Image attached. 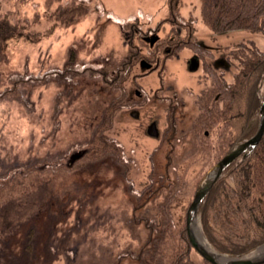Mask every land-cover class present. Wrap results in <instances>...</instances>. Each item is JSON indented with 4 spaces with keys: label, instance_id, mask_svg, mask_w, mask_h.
Here are the masks:
<instances>
[{
    "label": "rangeland",
    "instance_id": "374dc122",
    "mask_svg": "<svg viewBox=\"0 0 264 264\" xmlns=\"http://www.w3.org/2000/svg\"><path fill=\"white\" fill-rule=\"evenodd\" d=\"M62 1L0 0V12L22 32L0 45V177L83 154L118 97L107 134L122 160L111 153L86 156L70 169L32 172L23 183L21 194H31L34 201L39 192L57 193L46 194L52 205L40 204L36 212L38 248L45 253L52 231L56 253L43 264H209L190 239L187 212L205 175L228 151L233 132L229 124L224 133L212 121L198 120L207 108L217 113L228 105L216 87L235 82L239 54L264 49V33L213 31L205 18L213 0H90V12L69 24L54 16ZM112 15L128 20L126 27ZM170 41L179 46L167 56ZM200 41L209 48L201 64L191 67L196 52L190 45ZM72 46L81 61L129 63L119 84L108 85L97 74L80 76L72 99L61 100L55 122V97L62 88L55 78L7 87L8 78L62 67ZM219 58L226 63L216 66ZM259 84L264 90L263 78ZM236 100L235 108L243 107V98ZM257 114L259 123L260 108ZM153 123L156 135L148 131ZM204 205L205 200L197 221L209 241Z\"/></svg>",
    "mask_w": 264,
    "mask_h": 264
},
{
    "label": "trees",
    "instance_id": "16d2710c",
    "mask_svg": "<svg viewBox=\"0 0 264 264\" xmlns=\"http://www.w3.org/2000/svg\"><path fill=\"white\" fill-rule=\"evenodd\" d=\"M89 1L64 0L54 11V16L58 20H62L63 23L69 24L79 16L90 12ZM100 4H98L99 7H103V3ZM205 18L212 30L217 33H228L231 30L239 29L264 33V0H213L212 9L207 12ZM113 19L120 21L125 27L128 22L117 15ZM133 21H137V19ZM21 36L22 32L19 26L8 15L0 12V45ZM173 41L169 42L172 48L169 47L167 56L173 55L174 50L179 46ZM190 47H193V50L200 55L208 50L201 42H195ZM239 56L242 58L241 70L237 72L235 82L227 83L228 85L226 84L225 87H216L221 92V98L228 97L230 103L228 102L223 111L218 110L217 113H215V109L210 111L207 108L208 110L198 120L200 124L202 121L204 124L207 121H212L211 124H216L224 133L229 124L233 134H230L232 137L229 139L228 149L256 132L259 125L256 116L264 93L263 87H260L259 84L264 75V49L256 46L255 49L243 51V54H239ZM131 57L130 59L133 61ZM127 63L129 60H123L117 66L110 64L108 60L81 61L76 55L75 47L72 46L62 67L57 66L43 73H11L8 78L10 84L7 87H11V84L15 87L20 83L46 82L52 77L55 78L62 85L55 97L53 117L56 122L61 100L67 97L69 100L72 99L74 89L80 84V76L97 74L102 77L104 83L113 85L122 80L120 73ZM2 95L3 92L0 91V97ZM238 97L243 98L244 101L241 108L234 106ZM119 99L120 97L112 100L104 111L103 119L93 138L81 150L83 154L81 153L78 157L69 159L70 161L67 160V162L62 160L57 165L50 164L42 167L34 165L26 170L14 171L9 176L0 177V264H43L51 261L55 256V249L51 246L52 231L45 238V253L42 248H38L40 213L36 212H38L40 204L52 205V201L48 200L47 195L56 192L53 189L48 193L41 194L39 192V198L34 201L31 194H21L20 188L32 172L70 169L78 166L79 159L86 156L99 158L104 154L111 153L122 160L119 146L107 134V130L113 126L116 114L114 110L118 107L116 102ZM254 118L256 121L251 122ZM247 127H250V130L246 132ZM209 128L210 125L206 127V129ZM210 132L212 133V130ZM229 176H233L232 182ZM19 193L20 195H18ZM204 200L202 214L204 231L210 243L218 251L242 254L264 241V133L253 149L240 153L230 162ZM59 203L62 204V200ZM46 210L48 209L46 208ZM51 213L50 220L54 221L56 218ZM184 230L187 235L185 227ZM17 242L20 247L15 249ZM177 246L174 245V248L179 249ZM43 255L46 257L41 260ZM258 264H264V262Z\"/></svg>",
    "mask_w": 264,
    "mask_h": 264
},
{
    "label": "water",
    "instance_id": "95a60500",
    "mask_svg": "<svg viewBox=\"0 0 264 264\" xmlns=\"http://www.w3.org/2000/svg\"><path fill=\"white\" fill-rule=\"evenodd\" d=\"M264 79V75H263ZM138 112L134 111V115H137ZM155 124L153 123L149 131L152 134H155ZM264 133V95L262 103L260 106V122L257 131L254 135L249 138L244 139L243 141L233 145L226 154L208 171L202 180L200 186L198 187L194 200L189 207L187 212V229L190 239L195 246V248L207 259L212 261L215 264H258L264 262V245L259 248L251 251L250 253L242 255H229L218 251L211 243L205 239L211 251L207 249L200 241L198 234L196 233L193 227V220H198L199 209L203 203L206 195L212 188L215 181L222 174L223 170L230 164V162L235 159L240 153L249 151L253 149L257 143L260 141ZM199 224V223H198Z\"/></svg>",
    "mask_w": 264,
    "mask_h": 264
},
{
    "label": "flooded vegetation",
    "instance_id": "af4514ba",
    "mask_svg": "<svg viewBox=\"0 0 264 264\" xmlns=\"http://www.w3.org/2000/svg\"><path fill=\"white\" fill-rule=\"evenodd\" d=\"M201 42V44L204 46V45H206V43H204V42H202V41H200ZM207 48H209V47H207ZM196 52V51H195ZM202 56L200 55V53H198V52H196L194 55H193V58H192V60H191V67L192 66H194L195 64H197V66L198 65H200L201 64V61H202V58H201ZM218 58V57H217ZM226 63L225 62V60L224 59H217L216 60V64H215V62L213 63V64H215L216 66H219L220 65V63ZM219 98V97H218ZM179 112V109H178V111H177V113ZM148 131H149V129H148ZM150 132V131H149ZM155 134H153V135H156L157 134V129H155V132H154ZM152 134V133H151ZM207 135V138H209V135L211 134V133H209L208 131H207V133H206ZM205 144H206V142H205ZM208 144H211V143H209L208 142ZM199 145V144H198Z\"/></svg>",
    "mask_w": 264,
    "mask_h": 264
},
{
    "label": "bare ground",
    "instance_id": "6f19581e",
    "mask_svg": "<svg viewBox=\"0 0 264 264\" xmlns=\"http://www.w3.org/2000/svg\"><path fill=\"white\" fill-rule=\"evenodd\" d=\"M193 227H194L196 233L198 234V237H199L201 243H202L207 249H209V250L211 251L212 249L209 247V245H208V243H207V240L205 239L204 235L202 234V232H201V230H200V228H199L198 221H197L196 219L193 220Z\"/></svg>",
    "mask_w": 264,
    "mask_h": 264
}]
</instances>
